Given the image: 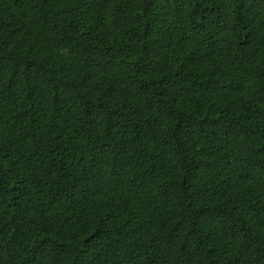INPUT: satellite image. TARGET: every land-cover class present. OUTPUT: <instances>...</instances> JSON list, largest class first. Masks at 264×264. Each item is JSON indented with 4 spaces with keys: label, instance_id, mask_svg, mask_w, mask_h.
<instances>
[{
    "label": "trees",
    "instance_id": "16d2710c",
    "mask_svg": "<svg viewBox=\"0 0 264 264\" xmlns=\"http://www.w3.org/2000/svg\"><path fill=\"white\" fill-rule=\"evenodd\" d=\"M0 264H264V0H0Z\"/></svg>",
    "mask_w": 264,
    "mask_h": 264
}]
</instances>
